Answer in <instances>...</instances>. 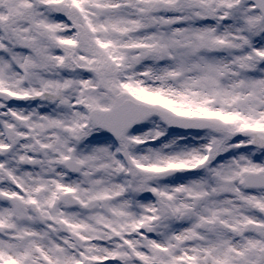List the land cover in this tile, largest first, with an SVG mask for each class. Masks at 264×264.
<instances>
[{"label": "snow or ice", "instance_id": "snow-or-ice-1", "mask_svg": "<svg viewBox=\"0 0 264 264\" xmlns=\"http://www.w3.org/2000/svg\"><path fill=\"white\" fill-rule=\"evenodd\" d=\"M0 264H264V0H0Z\"/></svg>", "mask_w": 264, "mask_h": 264}]
</instances>
